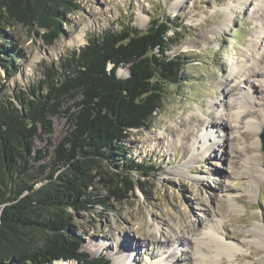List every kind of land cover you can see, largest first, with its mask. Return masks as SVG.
<instances>
[{"label": "rangeland", "instance_id": "rangeland-1", "mask_svg": "<svg viewBox=\"0 0 264 264\" xmlns=\"http://www.w3.org/2000/svg\"><path fill=\"white\" fill-rule=\"evenodd\" d=\"M77 3L79 8L66 14L63 32L52 45L44 44L36 25L28 30L16 24L6 31L13 34L5 58L12 66L0 63V96L14 97L20 88L36 84L41 62L54 64L83 46L89 35L120 30L125 23L145 31L150 19L162 15L179 26L180 40L167 55H185L190 61L183 72L187 80L167 85L161 111L147 128L131 130L125 140L128 158L157 168L140 177L146 181L145 192L135 187L134 195L123 202L110 199L105 208L97 205L75 216L72 225L81 239L80 250L108 264L127 255L134 264L160 257L167 264H264V100H259L264 97V61L260 59L256 69L261 76L247 74L257 58L254 42L259 51L264 46V0ZM12 53L16 56L10 57ZM126 69L119 67V76H125ZM239 105L235 132L231 118ZM244 112L249 114L246 119L241 118ZM250 120L259 125L255 132L245 124ZM53 127L48 143L54 145L64 133L65 119L54 117ZM36 146L46 147L47 141ZM101 167L106 173L116 171ZM96 193L106 196L102 188ZM210 228L235 245L236 252L215 248L216 243L203 236ZM191 237L203 242L196 246ZM196 249L203 254L201 262L194 259L199 257Z\"/></svg>", "mask_w": 264, "mask_h": 264}, {"label": "trees", "instance_id": "trees-1", "mask_svg": "<svg viewBox=\"0 0 264 264\" xmlns=\"http://www.w3.org/2000/svg\"><path fill=\"white\" fill-rule=\"evenodd\" d=\"M77 1L0 0L1 65L12 66L5 59L13 36L7 30L36 25L44 44L52 45ZM177 28L162 15L145 31L125 23L89 35L54 64L41 62L36 84L0 96V264H108L80 250L72 221L110 199L123 202L135 187L145 192L140 177L157 170L128 158L125 140L161 111L167 85L187 80L188 57L166 53L180 40ZM119 67L127 68L125 76ZM56 116L65 119V130L53 145ZM37 141L47 146L37 148ZM102 165L116 171L106 173Z\"/></svg>", "mask_w": 264, "mask_h": 264}, {"label": "bare ground", "instance_id": "bare-ground-1", "mask_svg": "<svg viewBox=\"0 0 264 264\" xmlns=\"http://www.w3.org/2000/svg\"><path fill=\"white\" fill-rule=\"evenodd\" d=\"M257 45H258V41H256V42H254V44H253V50L255 51V53H256V55H257V58L256 59H254L253 61H251V63H252V65H253V67L252 68H250V69H248V71H247V74L250 76V77H252V78H258L259 76H261V74L256 70L258 67H257V65L259 64V62H260V59L262 60V61H264V56H263V51H264V46L261 48V50L259 51V49H256L257 48ZM262 82L264 83V78L262 79ZM249 87H250V85H249ZM232 91V89H228V93H230ZM248 93L249 94H251L252 93V87H250L249 88V90H248ZM242 97V96H241ZM259 100L260 101H263L264 100V97L261 95L260 97H259ZM242 102H244V100H241V103ZM260 105V102H258L257 104H256V106H259ZM240 108H241V106L239 105L238 106V109L236 110V112H234L233 114H232V118H231V123H232V127H233V131H237L236 130V122H238V119L240 118V115H239V113L241 112L240 111ZM248 112H244L242 115H241V118L242 119H246L247 117H248ZM230 118V117H229ZM245 124H246V126L252 131V132H255L257 129H258V127H259V125H257L255 122H252L251 120L250 121H245ZM235 127V128H234ZM185 138L186 136H185V134L183 133V135H182V138ZM221 140L220 139H217V142H220ZM257 143H258V141L256 140V141H254L253 143H251V145L253 146V147H256L257 146ZM208 150V149H207ZM159 232V231H158ZM217 232L216 231H214V229H212V228H210L209 230H207L205 233H203V236L204 237H208L210 240H211V242L213 241L214 243H216V245H215V248H217V247H221L227 254H229V253H233V252H236V250L238 249L235 245H233V244H227V243H225L220 237H218L217 235ZM191 236H193V235H191ZM191 239L193 240V244L194 245H196V246H198L199 244H201L203 241L199 238V237H191ZM217 246V247H216ZM201 249V248H200ZM219 250V249H218ZM195 253L196 254H198V258H194L195 259V261H203L202 260V253L200 252V251H198L197 249L195 250ZM235 254V253H234ZM201 256V257H200ZM133 257H132V255H127V256H125V257H123V258H121L118 262H117V264H134V261H133V259H132ZM167 261V260H166ZM166 261H165V258H163V257H160V258H158V259H156V260H154V261H150L149 262V264H167L166 263ZM54 264H70V261H62V260H60V261H56Z\"/></svg>", "mask_w": 264, "mask_h": 264}, {"label": "water", "instance_id": "water-1", "mask_svg": "<svg viewBox=\"0 0 264 264\" xmlns=\"http://www.w3.org/2000/svg\"><path fill=\"white\" fill-rule=\"evenodd\" d=\"M262 149L264 150V131L260 134Z\"/></svg>", "mask_w": 264, "mask_h": 264}]
</instances>
